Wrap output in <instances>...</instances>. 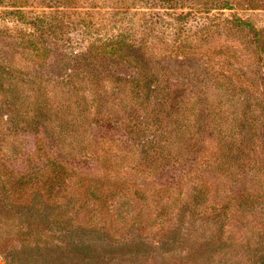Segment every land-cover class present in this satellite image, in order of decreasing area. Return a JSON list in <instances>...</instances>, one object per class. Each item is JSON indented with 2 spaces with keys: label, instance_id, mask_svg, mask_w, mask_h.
Returning a JSON list of instances; mask_svg holds the SVG:
<instances>
[{
  "label": "rangeland",
  "instance_id": "1",
  "mask_svg": "<svg viewBox=\"0 0 264 264\" xmlns=\"http://www.w3.org/2000/svg\"><path fill=\"white\" fill-rule=\"evenodd\" d=\"M220 1L0 0V264H264V0Z\"/></svg>",
  "mask_w": 264,
  "mask_h": 264
},
{
  "label": "trees",
  "instance_id": "2",
  "mask_svg": "<svg viewBox=\"0 0 264 264\" xmlns=\"http://www.w3.org/2000/svg\"><path fill=\"white\" fill-rule=\"evenodd\" d=\"M163 2L164 4L169 3L170 0H163ZM220 2L221 3H218L217 9H227V8H230V6L232 5V0H221ZM124 44L125 42L122 41L121 39H115V40L109 41L108 43H104L103 46L106 47L107 45H109L113 48L115 46L121 47Z\"/></svg>",
  "mask_w": 264,
  "mask_h": 264
}]
</instances>
